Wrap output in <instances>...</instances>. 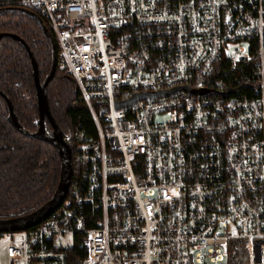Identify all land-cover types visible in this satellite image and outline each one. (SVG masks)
Returning <instances> with one entry per match:
<instances>
[{"label":"built area","instance_id":"built-area-1","mask_svg":"<svg viewBox=\"0 0 264 264\" xmlns=\"http://www.w3.org/2000/svg\"><path fill=\"white\" fill-rule=\"evenodd\" d=\"M4 5L43 20L94 124L60 205L0 231L8 264H264V0Z\"/></svg>","mask_w":264,"mask_h":264},{"label":"trees","instance_id":"trees-1","mask_svg":"<svg viewBox=\"0 0 264 264\" xmlns=\"http://www.w3.org/2000/svg\"><path fill=\"white\" fill-rule=\"evenodd\" d=\"M0 33L15 34L25 42L8 35L0 39V89L8 95L21 124L35 131L40 115L33 64L25 44L34 54L43 82L53 66L51 39L34 16L11 5L0 7ZM238 73H230L228 82L242 87L245 84ZM47 94L50 112L67 135L71 136L79 126L86 128L88 133L89 130L94 132L88 107L80 98L75 79L57 64L47 84ZM8 115V102L0 93V218L37 210L54 194L62 170L57 147L27 136L8 120ZM45 122L47 129H51L47 115ZM79 254L82 257L84 252L80 249Z\"/></svg>","mask_w":264,"mask_h":264},{"label":"water","instance_id":"water-1","mask_svg":"<svg viewBox=\"0 0 264 264\" xmlns=\"http://www.w3.org/2000/svg\"><path fill=\"white\" fill-rule=\"evenodd\" d=\"M21 10L28 13L31 16H34L39 21V23L41 24L42 30L44 31V34L49 36L52 42L53 66L50 71V74L46 77V79L43 82L41 81L40 76H39L38 63L34 57V54L29 49L28 45L25 44L29 51L31 62L33 64V75H34V80H35L37 106H38L39 115H40L38 129H35V131L34 130L31 131L25 128L21 124V122L18 120L13 104L10 101L8 95L5 93V91L1 89H0V93L4 96V98H6L8 102V106H9L8 120L18 130H20L27 136L43 139L55 145L62 159V165H61L62 170H61V177L58 183V187L56 188L52 197L46 203L38 207L37 210L35 209L34 211L29 212L25 215L11 217V218H0V231H15V230L24 229L32 225H35L36 223L44 219L47 215L50 214V212L55 210L62 202L64 196L66 195L68 187L70 185V180H71V175H72L71 139L69 135H67L62 129H60V126L55 122L50 112L49 103L47 102L48 101L47 84L49 80L52 78V76L54 75V72L56 70L57 60H56V52H55V43H54V40L52 38L51 32L49 31L48 27L38 15H36L35 13H33L32 11L28 9L21 8ZM6 35L18 38L22 42H24V40L21 39L19 36L15 34H11V33H2V34L0 33V39L5 37ZM143 96H148V95L138 93L135 96H133V98L129 100L127 99V101L121 104L132 103ZM46 115L52 123L51 129H47L46 122H45Z\"/></svg>","mask_w":264,"mask_h":264},{"label":"rangeland","instance_id":"rangeland-1","mask_svg":"<svg viewBox=\"0 0 264 264\" xmlns=\"http://www.w3.org/2000/svg\"><path fill=\"white\" fill-rule=\"evenodd\" d=\"M56 52V51H55ZM4 252L2 251V249L0 250V263L2 264H8L5 255L3 254Z\"/></svg>","mask_w":264,"mask_h":264},{"label":"bare ground","instance_id":"bare-ground-1","mask_svg":"<svg viewBox=\"0 0 264 264\" xmlns=\"http://www.w3.org/2000/svg\"><path fill=\"white\" fill-rule=\"evenodd\" d=\"M73 132V131H72ZM72 132H71V134H72ZM70 137V139H71V146H72V143H73V139H72V135L71 136H69ZM74 144V143H73Z\"/></svg>","mask_w":264,"mask_h":264}]
</instances>
